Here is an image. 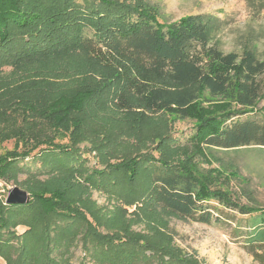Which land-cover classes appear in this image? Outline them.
<instances>
[{
  "label": "trees",
  "instance_id": "trees-1",
  "mask_svg": "<svg viewBox=\"0 0 264 264\" xmlns=\"http://www.w3.org/2000/svg\"><path fill=\"white\" fill-rule=\"evenodd\" d=\"M133 1L0 0V87L18 71H42L48 58L79 53L113 74L116 107L129 110L137 101L149 114L194 121L183 142L172 130L155 133V152H126L83 176L81 154L95 150L108 159L111 150L103 145L118 141L107 128L99 139L84 117L102 103L98 87L85 84L77 97L41 90L31 79V92L1 93L0 138L13 139L14 147L0 155V179L18 182L25 171L38 176L20 164L30 157L41 159L39 173H48L25 180L28 203L0 197V257L7 264H197L169 243L130 232L127 223L104 220L90 185L112 189L124 201L121 215L137 205L211 223L213 201L244 215L264 214V207L223 189L216 170L204 175L194 162L207 149L264 148V118L252 116L264 117V58L257 46L245 39L241 51H225L217 37L224 23L213 13L167 22L146 0ZM245 1L253 12L264 9V0ZM85 134L98 141L83 151ZM177 151L182 159L175 160ZM104 224L117 229L104 232ZM18 226L27 229L18 233ZM262 231H252L248 245L264 264ZM79 241L85 258L77 262L69 251Z\"/></svg>",
  "mask_w": 264,
  "mask_h": 264
},
{
  "label": "rangeland",
  "instance_id": "rangeland-1",
  "mask_svg": "<svg viewBox=\"0 0 264 264\" xmlns=\"http://www.w3.org/2000/svg\"><path fill=\"white\" fill-rule=\"evenodd\" d=\"M146 1L159 12L160 19L167 22L195 13H213L219 16L224 23L217 37L225 51H241L243 41L251 39L257 46L260 57L264 58V9L260 13L253 12L245 0ZM41 66L42 71L40 72H33L29 69L25 73L22 70L7 81H2L0 94L7 89H9L8 92L11 90L21 93L31 92L28 91L33 88L31 79L39 82L37 87L41 90L50 89L57 93L68 90L77 97H79L82 86L88 83L95 84L100 92L99 102L102 103L95 102V105L91 106L94 113L86 112L84 117L90 126L91 133L99 139L106 135L107 128V131L114 134L118 141L115 144L103 145V149L111 150L108 159H103L95 150L82 153L81 160L86 167L83 176L95 169H105L109 161L114 162L116 156L121 157L126 152L137 150L155 152L154 146L157 142L153 138L155 133H168L172 130L174 136L183 142L193 132L194 121L190 118L168 116L162 113L149 114L139 107L137 101L129 110L116 107L113 102L116 86L113 74L101 66H94L91 60L79 53L53 56L42 61ZM9 70L10 68H6L5 72ZM44 83L50 86H42ZM263 105L264 100L259 106ZM252 116L258 119L264 118L260 114ZM97 141L94 137H87L85 134L81 136L79 148L84 151L86 147L91 148ZM64 142H67V139ZM13 147V139L2 141L0 138V155ZM111 154L112 157H109ZM179 159H182V156L177 151L175 160ZM194 162L197 170L204 175L209 174L211 170H216L219 185L243 204L258 208L264 207V148L251 146L235 150L207 149L200 155L194 156ZM20 164L37 173L38 176L25 171L19 175L18 182H5L0 179V197L4 200H6L9 189L14 186L29 191L24 185L26 179L48 177V173H39L43 165L41 159L37 157L21 160ZM89 188L92 201L102 207L101 214L104 220L116 218L123 224L127 223L130 232L144 235L149 240L160 239L162 243H169L183 258L195 260L197 264H262L249 252L248 245L251 232L264 228L262 227L264 224L262 212L254 216L244 215L237 210L224 208L223 205L213 201L210 210L214 217L211 223L185 219L166 212L162 208L137 209V205L129 207L130 212L125 211L121 215L119 208L125 206L124 201L115 195L112 189L91 185ZM99 228L104 232H113L117 229L105 224L99 225ZM26 229V226L17 227L18 233ZM259 234L264 236V231ZM76 244L71 247L69 255H72L73 261L78 262L85 258V250L80 241ZM85 260L89 262L88 258ZM0 264H7V262L0 257Z\"/></svg>",
  "mask_w": 264,
  "mask_h": 264
},
{
  "label": "water",
  "instance_id": "water-1",
  "mask_svg": "<svg viewBox=\"0 0 264 264\" xmlns=\"http://www.w3.org/2000/svg\"><path fill=\"white\" fill-rule=\"evenodd\" d=\"M31 200V193L19 186H14L9 189L6 197L7 204H26Z\"/></svg>",
  "mask_w": 264,
  "mask_h": 264
}]
</instances>
